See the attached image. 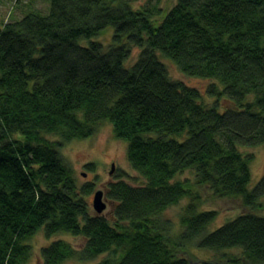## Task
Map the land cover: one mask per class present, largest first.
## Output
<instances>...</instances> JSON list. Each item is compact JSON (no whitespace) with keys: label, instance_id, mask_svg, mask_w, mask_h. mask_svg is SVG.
I'll list each match as a JSON object with an SVG mask.
<instances>
[{"label":"trees","instance_id":"trees-1","mask_svg":"<svg viewBox=\"0 0 264 264\" xmlns=\"http://www.w3.org/2000/svg\"><path fill=\"white\" fill-rule=\"evenodd\" d=\"M138 1L50 0L45 15L0 22V264H27L41 229L85 242L52 243L43 264L102 255L99 264H193L194 242L215 253L199 264H264V216L242 214L210 233L218 212L200 211L198 192L261 207L264 175L250 190L253 157L240 148L264 145V0H177L167 11L161 0ZM107 27L106 49L91 40ZM135 48L138 60L126 68ZM161 57L188 77L220 83L207 93L232 106L206 104L171 79ZM105 123L127 141L145 184L119 175L105 194L109 213L98 215L86 200L93 185L77 186L61 149ZM186 172L194 181L177 180ZM185 199L176 237L162 217ZM235 249L241 256L228 254Z\"/></svg>","mask_w":264,"mask_h":264},{"label":"rangeland","instance_id":"rangeland-1","mask_svg":"<svg viewBox=\"0 0 264 264\" xmlns=\"http://www.w3.org/2000/svg\"><path fill=\"white\" fill-rule=\"evenodd\" d=\"M157 3V0H139L135 3V7L142 8L144 6L152 7ZM177 0H161L158 7L164 11L171 9ZM50 0H1L0 6V22L7 23L12 20H19L30 12L45 15L48 12ZM114 35V28L107 27L101 31L91 41L102 44L106 49L112 44ZM84 45L87 42H82ZM140 50L135 48L132 57L126 62V68L132 67L138 60ZM161 61L167 67L169 75L173 81L183 82L185 85L195 88L203 95V101L210 106L215 105L217 100L221 102V98L217 99L210 96L207 91L213 85H217L220 90L222 86L217 81L206 80L200 78H193L184 75L180 69L170 60L163 57ZM222 100L227 101L226 98ZM232 105L229 102H221L219 110L225 111ZM52 140H58L56 137H49ZM128 143L125 140L117 139L113 132V127L110 123H105L100 131L93 137L81 140H73L61 149L62 156L66 162L71 166L74 171L77 186L79 188L85 187L88 184L93 185L92 193L86 197V200L93 209V199L95 193L103 191L107 192V187L110 183L116 182L118 176L127 173L129 176L126 178L127 182L134 187L142 186L145 180L139 176L130 166L127 159ZM244 155H251L253 157L250 167L252 178L249 189L253 190L264 175V145L259 147H244L240 148ZM115 165V171L111 175L112 165ZM93 165V170H88L86 166ZM190 178L194 181V175L191 172L178 176L177 180ZM198 192L202 196V205L200 211H217L218 217L216 221L210 225L208 232H213L225 224L235 220L242 214L253 213L264 216V198L259 201L261 207L257 209L246 208L242 201L239 199H215L211 193L204 189L198 188ZM108 207L105 214L109 213L111 205L105 198L104 200ZM189 203V199L183 200L179 205L168 209L163 214V220H167L172 225V235L179 236L182 233L180 225V216L184 208ZM94 210V209H93ZM65 241L76 249H81L84 246V240L80 237H74L69 233H59L51 238H47L44 229H41L35 236L28 242L33 249L32 256L27 264H43L42 249L50 246L56 241ZM187 251L193 254V264H199L198 260H210L215 256V253L209 250H203L196 247V243H191L187 247ZM228 254L241 256V250L235 249L228 251ZM180 257H187L188 255L180 253ZM217 255V254H216ZM107 256H100L98 259L91 262H80L78 260H69L65 264H99Z\"/></svg>","mask_w":264,"mask_h":264},{"label":"water","instance_id":"water-1","mask_svg":"<svg viewBox=\"0 0 264 264\" xmlns=\"http://www.w3.org/2000/svg\"><path fill=\"white\" fill-rule=\"evenodd\" d=\"M115 171V165H112L111 175ZM105 200V193L103 191H98L95 193L94 199H93V209L98 215H102L107 210V203Z\"/></svg>","mask_w":264,"mask_h":264}]
</instances>
